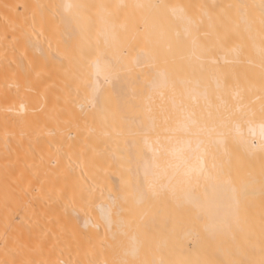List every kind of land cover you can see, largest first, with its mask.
<instances>
[{
  "label": "bare ground",
  "instance_id": "obj_1",
  "mask_svg": "<svg viewBox=\"0 0 264 264\" xmlns=\"http://www.w3.org/2000/svg\"><path fill=\"white\" fill-rule=\"evenodd\" d=\"M22 1L37 9L34 2L44 0ZM53 1L62 29L57 50L66 45L63 56L87 66L88 87L82 94L61 85L60 74L59 80L51 76L47 85L8 89L1 85L0 74V264L22 263L21 247H31L34 239L26 231L36 218L50 217L53 197L67 187L98 191L106 186H129L143 219L154 213L148 207L151 201L171 195L180 211L172 208L168 220L182 211L180 219L189 214L203 222V233L195 228L181 231L179 241L192 252L181 258L186 251L180 249L179 264L198 262L213 249L218 254H206L213 256V263L264 264V103H253L261 97L255 89L251 94L257 97L249 101L252 96H244L248 101L242 102L240 89L226 87L231 81L223 69L225 62L234 64L255 46L257 68L264 70V0H253L250 9L241 0L231 5L236 20L237 13L245 18L236 22L244 31L258 18L257 27L251 21L257 28L252 34L257 40L250 34L255 45L247 47L242 41L245 53L239 48L243 30L236 29L234 36L236 20L225 19L228 26L216 22L221 18L214 17L211 5L217 0H202L198 17L164 0ZM228 2L225 11L231 9L226 10ZM248 11L255 16L251 20ZM43 23L31 27L38 30ZM224 25L233 30V40L223 35ZM42 46L32 45L39 52ZM141 67L147 73L136 75ZM255 114L256 121L248 120ZM105 191L109 202L94 210L78 208L80 221L74 227L93 234L103 229L109 242L123 235L128 239L124 254L135 260L142 237L127 233L112 190ZM160 243L156 253L166 244ZM162 256L143 263L171 261L172 255L165 260Z\"/></svg>",
  "mask_w": 264,
  "mask_h": 264
},
{
  "label": "rangeland",
  "instance_id": "obj_2",
  "mask_svg": "<svg viewBox=\"0 0 264 264\" xmlns=\"http://www.w3.org/2000/svg\"><path fill=\"white\" fill-rule=\"evenodd\" d=\"M165 1L168 4L176 3L177 5L183 6L186 10L189 11L190 15L192 14L195 17L200 16L201 8L203 7L202 5H204L202 4L203 3L202 0H164V2ZM225 1L226 0H217L215 5L213 4L215 7L211 5V10L212 11L214 9L216 10L217 16H214V17H219V19L221 18L220 20L222 22L215 18L217 20L216 22L219 23L220 25H223L222 23H226L225 19L226 20L228 19L227 22L228 21L233 22L234 20H236L235 19L236 15L233 14L234 11H232L231 13V10L234 9L233 7L235 5V2L236 4L238 3L237 5H240L241 3L239 0H228L229 2L227 1L228 2L227 5L230 7L229 8L227 7L226 10L230 8L231 9L228 11H225V5L227 3ZM241 1L243 3L244 0H241ZM245 1L243 4L241 3V6L250 9L251 3H253V0H247L248 4L245 3ZM34 3L36 6L38 5L37 9L33 7L29 8V6L22 0H8V1L2 0V2H0V63H1L0 74L2 77L1 85H3L5 88H8V89H14V88L16 89V88L32 87V86H43V85H47L49 82L51 83V79L53 75H55L54 78H56L57 75L59 76L60 74H62L65 82L62 79L59 80V77L57 76L58 77L57 80H59V82L62 81L61 85L65 84L66 87L77 88L80 90V93L83 94L85 88L88 87V85L85 82L86 80L85 74L87 72V69H86L87 66L84 63L79 64V61L72 56L74 58L73 60L71 57V55L73 54L71 53H68L71 59L66 56H63L66 54V52L63 53L64 50L62 49L64 47V49L66 50V47H65L66 45L62 46V48L59 50H57L58 48L56 47L57 45H62V43L59 41L62 38L60 36L61 35L60 30L62 29L60 28L61 25L59 26L61 20H59L57 16L58 14H56L58 13V11L55 12L57 9V8L55 9V5H56L55 2L53 0H44L43 2L39 1L38 3L37 2H34ZM168 4H165V5H168ZM232 4H233V7H231ZM225 12H227L226 14H229V15L231 13L230 16L232 17V19L229 16L227 17ZM251 12H254V11L250 10V13ZM248 13L246 14V16L248 15ZM232 14L234 15V19H233ZM254 14L252 13L250 16L248 15L247 18L251 20L252 18L255 17ZM237 16H238L237 20L238 19L241 20L243 17L241 13L240 14L237 13ZM258 16H259V13L257 14L256 17ZM222 19L224 20V22ZM249 19H247V21ZM257 19L258 18L252 19V20H255L252 22L253 24H255V26H256L255 22ZM237 20L234 21L236 25H233L234 27L237 26V28L234 29V33H235V34L233 33L234 36L238 35V32L236 31V29L239 28L238 31L243 30V27L242 29H240L241 24L240 26H238V23L240 22H238L239 20L238 21ZM38 21L44 22L43 23L44 25L39 26L37 28L38 30H36L37 26L34 28L31 26L33 23H35L36 25ZM251 21H250V24H248L249 27L251 26V28H248L245 31L243 30L245 33L247 31L245 38H244L245 33L241 34L243 31L241 33L239 31L240 35L243 36V37L241 36L243 38L242 40H241V37H239L241 43L240 41L238 43H240V45L245 42H247L246 43L247 45L243 44V46L245 45L248 47L249 45L251 46L255 45L254 42H252L251 40L255 38V36L252 34H254V31H256L257 26L253 28L254 25L252 27ZM226 25L228 26L227 23ZM226 25H224L225 27L223 28L224 29L223 35H225V37L229 35L231 36L230 37L231 39L233 37L232 35H230V33H232L230 31L232 29L230 28H232L233 26L231 24V27L229 28ZM229 26H230V23H229ZM227 28H229L227 30L228 32H226L225 30ZM251 30H253V32H251ZM255 33L257 34V32ZM250 34H251V37L252 36L254 37V38L252 37L253 39H250ZM225 39L229 40V38H225ZM255 39L257 40V37ZM231 40L229 41L231 42ZM242 41L244 42L242 43ZM226 42L227 41L225 40V43ZM226 44H229V43H226ZM32 45H35V46L43 45L42 52H39L38 50L36 51L35 50L36 48L32 47ZM236 45L238 46V44ZM227 46L229 45H226L225 48ZM233 46L235 47V45ZM243 46L242 45L239 46V48L242 49L241 53H245L243 49L245 50L246 47H243ZM254 47L252 48L249 46V48H251L250 51H248L249 55H246L247 51L245 50L246 54L240 55L238 57L240 61L238 59L235 62H231L234 64H230V62L228 63L225 62V67L223 69L224 70L227 69L225 70V72L226 71L229 72L228 73L229 75L226 72L227 82L228 83H230V81L231 83L233 82L232 85L231 83L230 85L227 83L228 85H226V87L232 86L231 88L228 87L229 89H232L234 87L231 91L233 90L235 91L237 90V88L239 91L240 89L239 96L240 94L243 95V96L241 95L243 98V99L241 98L242 102H247L248 100L246 101L245 99H248L249 96H252L251 100L249 101H252V98L254 97L256 98L257 97L256 94H251L252 91H254L255 89V92L259 93L260 95L259 94L258 95L261 96L262 98L259 97L260 98V99L258 98L259 102L256 101L253 103H256L255 105L257 104L261 105L260 102L264 103L263 102L264 100H262L264 98V95H263L264 91L262 93V90H264V84H263L264 75L262 76V74L264 73V70L262 68L261 69L257 68V66L258 67L260 66V61H259L260 57L256 54H253L252 49H254ZM227 50H229V48ZM225 52L227 51L225 50ZM256 56L257 58L258 57L259 58L257 59ZM253 62H255L256 66H254ZM75 63L76 64L78 63V64L76 65ZM138 70H139V74H136V75H142L144 73L145 74L147 73L146 68L141 67ZM232 72L234 73L237 72L236 73L237 78H235V74ZM229 76H230V79H229ZM231 76H234V77L231 78ZM261 81H263V83ZM237 82H239L240 84ZM261 83L263 85H261ZM251 84L254 87H252ZM239 86H241V88ZM247 89L249 90L248 92H247ZM242 91H244V94L242 93ZM244 96L245 97L247 96V98H245ZM262 114H260V116ZM251 116L250 118L248 117L247 118L248 120L253 119L252 120L253 122L254 120L256 121L258 119L259 114L258 115L255 114ZM110 124H113V122H110ZM117 124L118 123L114 122L113 125L117 126ZM107 189L112 190L110 191V193L113 195L114 199L117 202V205H116L117 215L121 217L125 223H127V228H126L127 233L136 234L137 232L139 236L142 237V239L138 237L140 240H142L141 243L143 242L142 245L144 247L143 248L141 246L142 247L140 250L141 253L139 252L140 256L139 258L137 257L138 259H140L139 260L140 263L139 262L137 263L138 261L137 258L133 260L131 257L129 258L128 256L124 254L125 253L124 249L127 247L125 245V242L128 240L125 238L127 237H124L125 240H123L122 239L123 235L122 237L118 235L117 240L112 238V240L114 239L116 241L109 242L108 241L109 239L107 240L108 235L107 236L104 235L105 232H103V229L101 231L104 233L103 234L104 236L101 234L102 232L97 233L100 231L94 232V234L96 233V235H94L92 232H89V231L83 232L82 230L79 229L78 225L74 227V225L80 221L79 217L76 218L77 216H75L76 211H77L76 212L77 214L80 212L79 210H77L78 208L89 207L94 210L98 204L103 203V202H107V203L109 202V198L107 196L109 192L105 191ZM130 191L131 189L129 186H120V187L106 186L102 190H98V191L95 190L94 188L93 189L89 188V190H86L85 187H67L65 192L62 193V195L53 197L52 213L50 217H47V218L44 217L42 219L36 218V221H32V224H33L32 228L30 226L28 228L29 230L27 229L28 231H26V234L29 232L32 233L31 235L34 238L32 242L33 244L35 242V246L31 243L32 244L31 247H27L26 250L23 248L25 246H22L21 248L23 250H21V252L23 251V255L21 253L22 258L19 262L22 261V263L24 264H29V261H26L27 259V260H30V264H141V263L145 264L143 263V259L149 263L150 258H152V256L155 258L157 256L163 255L162 257L165 260V257H167L168 255H172L173 258L171 257V261L170 262L167 261V262L169 264H176V263L179 264L178 263L179 260L177 259L181 257V256L179 257L181 250H183L182 252L186 251L185 255H182L181 253L182 255L181 258H183V256L186 258L191 257L190 253L192 251H190L191 250L190 247L185 246L186 250L184 249V245L182 244L183 242L181 243L179 241L180 239L179 235L181 234V231H183V229L185 230V228L187 229L195 228L200 233H203V230L201 227L203 222H201L197 218H194L195 216H191V214H190L191 217H188L189 214H187L188 218L186 217V214L183 215L184 217L181 218L183 220H181L180 217L183 214L182 211L178 213V216H179L178 218H177V212H176V214L174 213V215L176 216V219L174 218L172 220L171 219L168 220L167 215L173 214L172 208L175 212L180 207L177 204L178 202H176L174 197H172L171 195H166L162 197L161 199L151 201V203H149L150 205L148 204V207L150 206V209H153L154 213H150L146 215L143 219L140 214L141 211H139L140 213L138 212V210H141V209L140 208L138 209V207L137 209L134 208L133 196L131 195L132 191L131 192ZM175 208L177 209L175 210ZM147 210H149V208H147ZM169 211L172 214H170ZM179 211H180V208H179ZM162 212H165V214L163 215ZM181 222H184V223L182 224ZM128 225H130L129 228H128ZM100 229L101 227L96 230H100ZM142 230L144 231L141 232ZM170 231H172V233ZM168 232L171 234L169 235ZM90 233H92L93 235H91ZM175 233L177 236L175 235ZM128 234H125V236H129ZM167 234L169 235L168 238L166 237ZM161 238H163L162 241L160 240ZM160 242L162 244L163 243H166V244L162 245ZM159 243L163 246V247L160 246L162 249L161 251L162 253L160 252V248L158 249L159 253L158 252L156 253L157 250L155 251V249L158 248L157 247L158 245L156 246V248H155V245ZM164 245H167V246L164 247ZM32 247L35 249L33 250ZM27 249L29 253H27ZM213 250H208V251H212V253L211 252L210 253L214 255L213 253L215 251L213 252ZM208 251L204 253L208 255L209 254ZM215 253L218 254V252H215ZM165 254H168V255H165ZM206 254H202L203 259H206V260L200 259L201 262L200 260H198V262L195 261L194 263L193 262L194 260L187 259V261L189 260V263L187 264H192V262L193 264H200V263L206 264L205 262H207V264H217V263L221 264L219 261L217 263L216 261H214L215 263H213V261L210 260L211 255L208 257ZM173 255H175L176 258ZM212 257L213 256H211V259ZM208 258L211 262L210 261L208 262L207 260ZM167 262L166 264H168ZM22 263H19V264H22Z\"/></svg>",
  "mask_w": 264,
  "mask_h": 264
}]
</instances>
